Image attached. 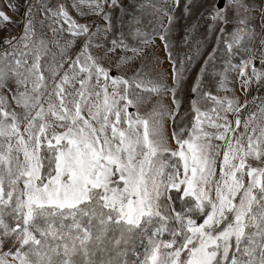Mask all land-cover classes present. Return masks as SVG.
I'll return each instance as SVG.
<instances>
[{
  "label": "snow or ice",
  "instance_id": "6c2138e0",
  "mask_svg": "<svg viewBox=\"0 0 264 264\" xmlns=\"http://www.w3.org/2000/svg\"><path fill=\"white\" fill-rule=\"evenodd\" d=\"M0 264H264V0H0Z\"/></svg>",
  "mask_w": 264,
  "mask_h": 264
},
{
  "label": "rangeland",
  "instance_id": "374dc122",
  "mask_svg": "<svg viewBox=\"0 0 264 264\" xmlns=\"http://www.w3.org/2000/svg\"><path fill=\"white\" fill-rule=\"evenodd\" d=\"M157 43H159V41H157Z\"/></svg>",
  "mask_w": 264,
  "mask_h": 264
}]
</instances>
